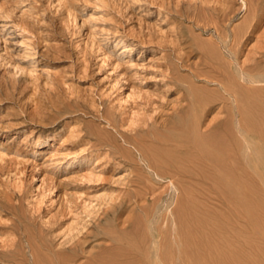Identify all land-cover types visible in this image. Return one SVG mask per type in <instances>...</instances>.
I'll return each mask as SVG.
<instances>
[{
	"label": "rangeland",
	"instance_id": "374dc122",
	"mask_svg": "<svg viewBox=\"0 0 264 264\" xmlns=\"http://www.w3.org/2000/svg\"><path fill=\"white\" fill-rule=\"evenodd\" d=\"M221 51L233 70L264 69V0H0V264H32L33 248L75 264H150L144 243L124 245L142 208L157 218L168 204L170 264H264V172L246 166L229 119L241 116L214 92L202 130L234 139L233 167L185 165L178 191L154 178L148 204L138 200V144L186 156L170 126L191 93L209 91ZM253 87L254 154L264 82Z\"/></svg>",
	"mask_w": 264,
	"mask_h": 264
},
{
	"label": "bare ground",
	"instance_id": "6f19581e",
	"mask_svg": "<svg viewBox=\"0 0 264 264\" xmlns=\"http://www.w3.org/2000/svg\"><path fill=\"white\" fill-rule=\"evenodd\" d=\"M249 26L248 24V27ZM233 37H235L234 41L236 44L242 36L236 34ZM208 51L214 52L213 50ZM213 59L216 62H220V64L218 66L212 64L211 68L216 70V76L205 78L204 87L208 88L209 91H207L206 95L201 99H197L194 94L191 93L189 96V103L187 104L188 107L177 114L176 122L170 126V130L181 131L183 135L175 140H171L170 146L177 153L186 152V156L180 158L176 154H173L171 157L170 154L168 160L165 158L162 159L150 147H146L143 143L138 144L137 151H139L140 161H142V164L144 163L143 165L147 171L146 174L142 173V177H140L142 179L141 182L144 184H142L141 187L143 192L140 193L139 196L137 194L139 202H147L148 204L145 196L154 178L165 179L169 177L172 189L178 191L180 183H183L186 179L185 175L182 173L185 165H190L196 173L200 172V170L205 167L206 163H213L215 166L219 167L230 165L231 167H227V169L233 167V162H235L234 153L237 145L234 139L228 140L224 136L207 139L209 134L204 133L202 130V118L211 103L208 94L213 92L220 96V99L229 101L231 107H235L241 116L239 122L232 116H229V119H231L230 126L232 129L237 130V128L240 127L239 129L242 131V151L246 166L250 169L255 168L259 172H264V152L256 151V153L253 154V143L250 140L253 120L251 119L252 114L249 113L251 110L250 103L245 97V93L255 89L253 83L264 82V69L260 68L255 72H252V70L247 72L233 70V61L231 62V58L226 56L222 51L219 55L214 56ZM214 85V90L209 88V86ZM141 182L139 183L141 184ZM178 198L179 194L175 198L176 203ZM138 200H135V203H138ZM158 209L155 206L141 209L142 217H140V221L136 226L137 228H135V231L131 234L132 240L134 239L135 243H130V241L128 243L125 242L124 246L125 249L127 247L130 251H138L140 250V246L144 243L143 247L146 248V256L150 264H170V218L172 216V210H170V204H168L162 212H159L158 217L154 218ZM122 225H124V223H122ZM141 229L142 231L144 230L143 233ZM126 233H129V231L122 229V227L115 226L111 228L109 234L120 237L122 234L124 235ZM119 248L124 249L122 246ZM38 249H40V247H38ZM32 251V264H75L71 255L66 256L61 252H55L53 255L43 253L44 255L41 257L38 255L41 251L38 250L39 253H36L34 248ZM44 257H47V259ZM108 264H117V261H112Z\"/></svg>",
	"mask_w": 264,
	"mask_h": 264
}]
</instances>
